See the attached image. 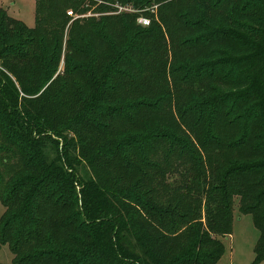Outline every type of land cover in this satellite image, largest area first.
I'll return each mask as SVG.
<instances>
[{
    "label": "trees",
    "instance_id": "obj_1",
    "mask_svg": "<svg viewBox=\"0 0 264 264\" xmlns=\"http://www.w3.org/2000/svg\"><path fill=\"white\" fill-rule=\"evenodd\" d=\"M101 1L34 0L33 27L0 7V246L13 264H219L238 197L263 261L264 0ZM116 2L159 21L74 19L58 71L67 11Z\"/></svg>",
    "mask_w": 264,
    "mask_h": 264
},
{
    "label": "rangeland",
    "instance_id": "obj_2",
    "mask_svg": "<svg viewBox=\"0 0 264 264\" xmlns=\"http://www.w3.org/2000/svg\"><path fill=\"white\" fill-rule=\"evenodd\" d=\"M247 0H243L245 3ZM107 4V3H106ZM0 7L4 9L7 15L11 17L21 20L27 26L33 27L35 25V2L34 0H0ZM110 7V5H109ZM225 10L224 7H222ZM106 10V11H105ZM102 14L99 15H113L110 14V10L105 9ZM100 13V12H98ZM135 22L141 26H149L151 24L152 17L159 21L158 12H154L153 14L148 12L144 13H134ZM99 15L94 17H99ZM144 16L149 20V23L146 25L140 24L138 18L140 16ZM152 15V16H151ZM73 19L67 20V24L64 30V38L61 47V60L58 66V71L63 68L64 58L66 55V38L68 29L71 25L74 24ZM83 23V21L79 22ZM168 39V37H167ZM151 78V77H150ZM76 162H78V157L76 158ZM82 164L78 166L81 171ZM173 179H177V175H175ZM4 212V206L0 201V217ZM259 233L257 229L253 225V219L251 214H243L239 211L238 208V197L235 198L233 203V223H232V232L229 237L223 238V243L225 245V253L219 261V264H253L254 260V246L258 239ZM13 255L8 248L7 245L0 246V264H13L12 263ZM257 264H264V260L260 261Z\"/></svg>",
    "mask_w": 264,
    "mask_h": 264
},
{
    "label": "built area",
    "instance_id": "obj_3",
    "mask_svg": "<svg viewBox=\"0 0 264 264\" xmlns=\"http://www.w3.org/2000/svg\"><path fill=\"white\" fill-rule=\"evenodd\" d=\"M99 3H101L102 1L101 0H95ZM111 7H112V10L109 12L110 14H121V13H142V12H145V11H148L150 10L151 12H154V9H155V6L153 7V9H149V8H146L144 10H136L132 5L130 4H127V5H123L121 3H114V4H111ZM99 14H102V13H98V12H95L94 11V8H90L89 10L85 11V12H82V13H74L72 10H68L67 11V15L71 16L72 19H77V18H86V17H90V16H98ZM140 24L142 25H146L149 23V20L147 18H145L144 16H140L138 18Z\"/></svg>",
    "mask_w": 264,
    "mask_h": 264
}]
</instances>
